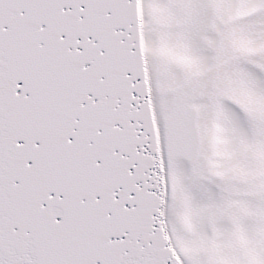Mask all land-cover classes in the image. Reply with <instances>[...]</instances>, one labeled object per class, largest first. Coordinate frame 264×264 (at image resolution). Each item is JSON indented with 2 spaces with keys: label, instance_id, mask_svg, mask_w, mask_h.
Listing matches in <instances>:
<instances>
[{
  "label": "snow or ice",
  "instance_id": "6c2138e0",
  "mask_svg": "<svg viewBox=\"0 0 264 264\" xmlns=\"http://www.w3.org/2000/svg\"><path fill=\"white\" fill-rule=\"evenodd\" d=\"M0 264H264V0H0Z\"/></svg>",
  "mask_w": 264,
  "mask_h": 264
}]
</instances>
